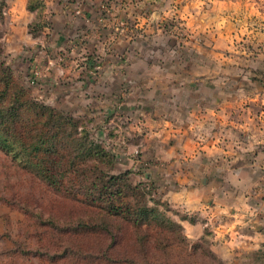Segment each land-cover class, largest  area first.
<instances>
[{
    "label": "crops",
    "instance_id": "crops-1",
    "mask_svg": "<svg viewBox=\"0 0 264 264\" xmlns=\"http://www.w3.org/2000/svg\"><path fill=\"white\" fill-rule=\"evenodd\" d=\"M49 1L45 11L62 19L63 5ZM81 1L72 8L81 7L82 15L68 25L75 41L85 33L78 22L88 26L98 8ZM101 2L107 6L97 35L106 50L104 76L118 81L103 90L141 118L144 156L165 200L184 216L178 220L185 235L210 239L228 263L264 264V6L256 0ZM173 15L181 27L176 35L167 24Z\"/></svg>",
    "mask_w": 264,
    "mask_h": 264
},
{
    "label": "rangeland",
    "instance_id": "rangeland-1",
    "mask_svg": "<svg viewBox=\"0 0 264 264\" xmlns=\"http://www.w3.org/2000/svg\"><path fill=\"white\" fill-rule=\"evenodd\" d=\"M26 1L36 9L26 10ZM45 1L0 0V48L12 78L37 101L69 117L75 127L70 144L63 137L57 142L58 166L48 172L52 178L46 177V168L33 164L31 154L15 146L8 152L0 148V264H61L68 246L62 229L71 227L72 215L79 206L85 207L82 203L90 199L93 187H136L148 207H157L170 223L181 227L178 219L184 217L165 200L152 161L144 156L148 140L144 144L146 132L137 125L141 118L130 116L103 90L108 81L115 88L118 84L104 76L106 50L97 38L107 6L102 0H87L98 8L89 7L97 11L89 13L88 26L78 22L85 33L75 41L68 25L83 13L81 7L72 8L77 0L56 1L65 13L59 20L53 9L45 11L50 2ZM256 1L264 6V0ZM167 19L169 32L176 35L179 19L175 15ZM90 35L95 37L91 41ZM110 176L121 178L110 186ZM181 232L187 244L166 251L171 263L231 264L215 254L210 239H189L182 227Z\"/></svg>",
    "mask_w": 264,
    "mask_h": 264
},
{
    "label": "trees",
    "instance_id": "trees-1",
    "mask_svg": "<svg viewBox=\"0 0 264 264\" xmlns=\"http://www.w3.org/2000/svg\"><path fill=\"white\" fill-rule=\"evenodd\" d=\"M11 71L0 48V148L15 146L31 154L33 164L46 168V177L52 178L48 172L58 166L57 142L63 137L70 144L75 126L69 117L37 101ZM120 178L110 176L107 182L111 186ZM89 196L82 203L85 207L79 206L72 215V235L62 229L61 238L68 246L61 264H173L166 251L187 244L181 227L170 223L157 207H148L136 187H93Z\"/></svg>",
    "mask_w": 264,
    "mask_h": 264
},
{
    "label": "built area",
    "instance_id": "built-area-1",
    "mask_svg": "<svg viewBox=\"0 0 264 264\" xmlns=\"http://www.w3.org/2000/svg\"><path fill=\"white\" fill-rule=\"evenodd\" d=\"M76 13L79 14V11H77Z\"/></svg>",
    "mask_w": 264,
    "mask_h": 264
}]
</instances>
